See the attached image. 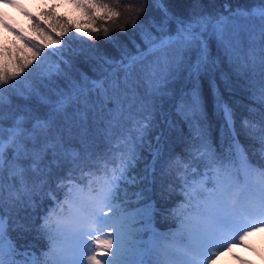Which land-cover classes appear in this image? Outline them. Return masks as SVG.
Returning a JSON list of instances; mask_svg holds the SVG:
<instances>
[{
	"label": "snow or ice",
	"instance_id": "snow-or-ice-1",
	"mask_svg": "<svg viewBox=\"0 0 264 264\" xmlns=\"http://www.w3.org/2000/svg\"><path fill=\"white\" fill-rule=\"evenodd\" d=\"M151 2L162 18L147 26L140 18L148 0H73L87 14V28L41 24L33 17L37 35L11 29L29 49L14 63L0 58V264H216L233 242L243 243L264 227V0L235 9L225 3L224 12L216 13L191 0L187 18L174 16L165 0ZM73 28L77 35L69 40H96L102 33L120 58L72 49L66 59L64 37ZM128 29L139 30L143 44L133 39L134 51L119 41ZM80 55L95 62L97 79L76 77L72 58ZM217 72L229 91L235 84L249 93V116L240 128L255 145L251 154L253 145L239 139L236 113L221 94ZM204 76L223 120L219 145L201 90ZM13 95L26 103L14 105ZM165 97L189 124L183 156L165 149L162 133L155 146L149 138L157 101L162 108ZM161 122L175 127L170 117ZM173 174L181 181L183 203L170 212L175 229L161 232L148 193L157 184L162 192L175 191L164 183ZM45 196L52 205L37 217L36 197L42 204ZM34 226L48 241L40 256L20 252L10 235Z\"/></svg>",
	"mask_w": 264,
	"mask_h": 264
},
{
	"label": "trees",
	"instance_id": "trees-1",
	"mask_svg": "<svg viewBox=\"0 0 264 264\" xmlns=\"http://www.w3.org/2000/svg\"><path fill=\"white\" fill-rule=\"evenodd\" d=\"M105 3H113V0H104ZM228 3L232 9L236 7H249L250 5H254L253 0H202L203 11L209 13L216 12H224V4ZM31 13L29 15L24 16L21 20H17L16 22H11L6 29H0V58L8 60L10 63L15 62L16 56H23L28 52L29 46L25 45L23 41L20 40L19 36L16 35L11 29H16L17 32H21L26 36H35L37 33L33 27L35 20L41 22V24L52 25V24H64L68 23L73 26H79L81 28H87V14L80 8L78 9V14L76 16H72L62 5H59L55 1H44V0H35L30 2ZM165 6L169 9V11L174 16H181L183 18H187L189 15V11L192 8L191 0H165ZM35 18L33 20L32 18ZM162 18L161 11L148 0L146 6L145 14L140 18L145 26L148 25V22L151 19H155L159 21ZM99 21L97 22V27L99 26ZM170 28L172 30L175 29L174 23L170 22ZM60 29L57 28V32ZM77 34L74 31V28L65 35L64 40L68 41V48L65 50L66 55L65 58H68L67 52L69 50H76L79 52L80 50L88 51L89 53L95 52L96 54H103L108 56L109 58L119 59L120 58V50L117 47H114L112 43L106 42L103 39V34L101 33L100 38L96 40H89L87 37L81 36L79 39L69 40V37H75ZM95 35V34H93ZM119 41L121 44L127 45L129 50L134 51L132 40L134 39L137 43H141L139 30L133 31L132 29H128L127 33H119ZM211 53L215 57L218 53L216 42L213 40L211 42ZM23 48L24 52L18 51V49ZM45 51H52L50 49H45ZM30 54V53H29ZM52 59H55L53 57ZM72 62L75 67L73 69L77 78H79L80 73L87 74L91 79H97V73L93 70L96 67L95 62L91 59L86 58L83 55L73 56ZM34 66V65H33ZM31 67V66H30ZM221 67L229 72V75L233 81L236 80V77L231 74L230 69L228 68V64L226 60H222ZM216 82L220 87L221 94L224 99L229 102L230 105L235 110L236 113V127L237 131L240 133L239 139L242 144L245 146L253 145L251 140L245 138L244 131L240 128V121L243 117L249 116L247 108L245 105L251 103V101L247 98L249 93L241 89L240 87L233 85V90L229 91L226 89L224 83L220 80L219 72L216 73ZM240 83H243L241 80ZM201 90L206 102L207 115L210 123V130L212 134V138L214 142L219 145L221 142L220 139V125L223 123L222 116L215 114L212 103L211 96V88L209 84V77L204 76L201 78ZM63 86V85H61ZM176 87H179L177 85ZM185 89L187 90V83L184 84ZM44 91L45 89H41ZM143 91V88H141ZM13 104H25L26 102L22 99L17 98L16 96H12ZM30 103L34 104L35 101H31ZM158 109L156 112L155 120L153 121V127L149 134V138L153 140V144L155 146V136L162 133V141L161 143L165 147L166 150L172 151L173 155L180 154L184 155V148L187 145V142L191 140L190 128L189 124L182 120L178 115H176L173 101L168 99L167 97L163 98L162 108L159 107L161 101H157ZM165 117H170L175 122L174 128H169L165 123L161 122ZM7 126V125H6ZM97 144H100L101 148L104 147L103 141L97 139L95 141ZM77 147L79 144L76 141H73ZM255 145L249 148V153L253 151ZM147 155V153H145ZM254 160L258 158L257 156L252 157ZM200 171H203V168H200ZM165 188L169 183H171L175 191L168 192L161 190L159 184L153 186V190L148 193L151 197V201L155 202L157 212L154 213V221L155 227L159 231L167 232L170 230H174L177 221L171 218L170 212L172 209L176 208L178 205L183 203V195L180 192L181 181L176 178L175 174L166 179ZM38 204L40 207L37 208L36 216H42L45 214V209L47 204H52V201L48 199L46 196L43 199L42 204L40 203V197H36ZM134 199V198H133ZM150 201V202H151ZM143 207V204L133 205L130 210H134L135 207ZM27 211H31L28 209ZM161 212H165L168 214V219H165ZM24 215L21 212V216ZM31 219V218H30ZM40 220L37 218L35 220V225H39ZM261 233V232H259ZM150 234V233H149ZM149 234L144 235V239H147ZM11 238L16 243L17 248L20 252L28 251L30 254L35 253L39 256L42 252L48 247L47 239L39 235L35 226L31 232H22L17 229L16 231L10 232ZM253 242L252 248L262 253L264 243L260 241H256L251 239ZM243 257V256H242ZM244 260H247V264H264L255 260L252 257H244Z\"/></svg>",
	"mask_w": 264,
	"mask_h": 264
},
{
	"label": "rangeland",
	"instance_id": "rangeland-1",
	"mask_svg": "<svg viewBox=\"0 0 264 264\" xmlns=\"http://www.w3.org/2000/svg\"><path fill=\"white\" fill-rule=\"evenodd\" d=\"M60 4L64 6V8L72 14V16H76L78 14L77 6L73 3V0H57ZM22 3V2H21ZM17 7H13L11 3H8L7 0H0V29L5 26V23L9 21L7 18H2L3 15L9 14L11 17H15L17 20L22 18L25 13H30L31 9H28V4L19 5ZM249 7H254L250 5ZM28 9V10H27ZM261 232V233H259ZM260 241L264 243V227H258L256 231H251L250 234L245 238L243 243L233 242L234 246L230 252L224 251L222 255L217 259L216 264H247V260H244V257H252L260 263H264V247L262 253L255 251L252 248L253 242L250 239ZM243 257H242V256Z\"/></svg>",
	"mask_w": 264,
	"mask_h": 264
}]
</instances>
